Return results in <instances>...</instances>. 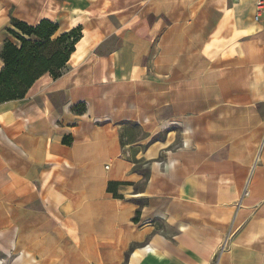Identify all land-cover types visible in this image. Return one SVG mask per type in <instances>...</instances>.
Here are the masks:
<instances>
[{
  "label": "crops",
  "instance_id": "crops-1",
  "mask_svg": "<svg viewBox=\"0 0 264 264\" xmlns=\"http://www.w3.org/2000/svg\"><path fill=\"white\" fill-rule=\"evenodd\" d=\"M258 1L0 0L83 33L0 104V264H264Z\"/></svg>",
  "mask_w": 264,
  "mask_h": 264
},
{
  "label": "trees",
  "instance_id": "trees-1",
  "mask_svg": "<svg viewBox=\"0 0 264 264\" xmlns=\"http://www.w3.org/2000/svg\"><path fill=\"white\" fill-rule=\"evenodd\" d=\"M58 31V24L47 19L35 26L12 19L0 53V104L23 99L46 74L54 79L62 75L83 33L80 28Z\"/></svg>",
  "mask_w": 264,
  "mask_h": 264
},
{
  "label": "built area",
  "instance_id": "built-area-1",
  "mask_svg": "<svg viewBox=\"0 0 264 264\" xmlns=\"http://www.w3.org/2000/svg\"><path fill=\"white\" fill-rule=\"evenodd\" d=\"M263 9H264V1L259 0V1L257 2L258 16H257L256 19H259V13H261V12L263 11Z\"/></svg>",
  "mask_w": 264,
  "mask_h": 264
}]
</instances>
